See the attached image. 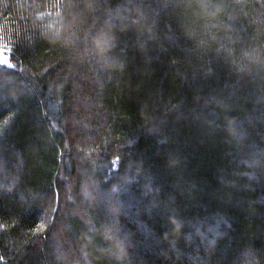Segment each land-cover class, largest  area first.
I'll use <instances>...</instances> for the list:
<instances>
[{"label": "trees", "instance_id": "trees-1", "mask_svg": "<svg viewBox=\"0 0 264 264\" xmlns=\"http://www.w3.org/2000/svg\"><path fill=\"white\" fill-rule=\"evenodd\" d=\"M0 264H264V0H0Z\"/></svg>", "mask_w": 264, "mask_h": 264}, {"label": "rangeland", "instance_id": "rangeland-1", "mask_svg": "<svg viewBox=\"0 0 264 264\" xmlns=\"http://www.w3.org/2000/svg\"><path fill=\"white\" fill-rule=\"evenodd\" d=\"M0 64L8 67H13V62L10 60L8 54L0 50Z\"/></svg>", "mask_w": 264, "mask_h": 264}]
</instances>
